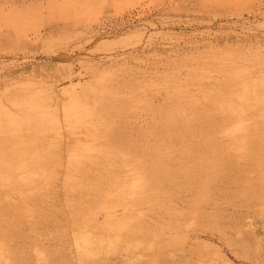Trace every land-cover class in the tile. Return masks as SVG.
<instances>
[{"label": "rangeland", "instance_id": "rangeland-1", "mask_svg": "<svg viewBox=\"0 0 264 264\" xmlns=\"http://www.w3.org/2000/svg\"><path fill=\"white\" fill-rule=\"evenodd\" d=\"M232 56L235 57L234 61L233 58L231 59ZM241 66L243 67L240 68ZM231 67L242 69L237 70L239 72L237 81L244 80L248 84L255 85L264 81V0H0V140H6V143L0 141L4 146L0 144V148L2 147L1 149L6 152L9 151L2 154L3 157L0 154V168H8L13 165V169L11 166L10 170L8 168L0 171L2 174L7 173L3 175L0 173V178L4 180L8 178V181L0 179V201L5 198V201L2 200L3 203H0V207H4L5 210L3 213V208H0V212H2L0 213V227L4 225L8 231L4 238L7 246L0 250V264H80L77 260L79 251L84 254L80 257L83 264H184L183 258L192 264L195 260L197 262V259L201 260L200 256L203 253L208 256V259L206 255L202 256V260L206 262L264 264V212H262L264 198L263 202L260 199L261 202H258L259 200L251 201L250 206L246 205L247 201H245L249 197H235L234 189L240 187L236 184V177L233 180H228L225 177L217 178L224 180L218 181V184L224 187L229 185L227 187L230 188L228 196L218 199L219 201L217 200L215 203H219V205L217 204L219 208H224L225 211L218 212V206L213 204L212 209L217 208V213H221L217 217L215 216L218 215L216 210L214 211L215 217L211 214L210 218L208 216L204 218L199 216L198 218L192 216L191 213L188 214L190 209L187 205H180L179 193L178 190H175L178 188L176 186L175 188L170 187V190L175 191L173 193L168 191L172 193H169L170 196L168 192L164 194L160 191L161 187L159 186V190H156L162 194L158 192L159 194L156 195L157 191L152 189L155 197L151 195L152 197L144 196V199L142 196L136 200L131 199L134 194L140 192L141 184L138 181H143L142 179L145 178L146 175L142 176V174L146 168L151 167L150 169L155 168L153 170L159 171L160 169L156 167L162 168L160 166L161 158L164 157L163 160L169 161H164L165 164L174 169L175 161L170 160V156L171 159L177 158L178 155L183 157V151L189 148L190 145L179 143L172 146V143L167 139V133L175 130L173 127L176 126L174 125L176 121L173 117L179 108L185 109L187 118L182 122L183 125H180V130H177L179 134L191 135V139H188L197 142L196 147H198L205 143L206 138L208 140V135H212L213 130H216L213 126L216 123L215 119L226 113L222 103L210 105L207 95L213 90L212 92H217L221 98L226 97L224 100L231 98L232 100L227 101L231 105L238 106L241 103L242 97H245L244 94L242 96L241 91L228 92L226 89L222 91L219 88L220 83L229 76L227 74L229 70L226 69ZM191 92L192 95H190ZM194 96H197L198 99ZM191 97L196 100L193 101L194 99ZM95 98L97 99L95 100ZM114 102L116 103L114 106L119 110H114L115 107L112 105ZM124 103L126 108H119L123 107ZM174 103L175 105H173ZM200 105L206 108V114L200 112ZM100 109L101 111H99ZM84 112L87 113L86 116ZM256 118L264 124V113ZM235 119L234 124L237 129H228L219 133L220 138L231 141L230 135L234 136L248 126L252 121L250 109L245 110ZM51 122L55 126H52ZM29 127L32 128H30L32 131L29 130ZM202 127L204 128L202 129ZM43 128L49 132H45ZM158 129L160 130L158 131ZM197 134L201 137L198 138ZM38 135L43 139L40 140ZM47 135H52L51 137L54 138H48ZM4 136L8 138L5 139ZM60 136H62L60 139H56ZM11 137L13 138L11 139ZM130 137H135L137 140L128 139ZM16 138V141L23 139L21 143L30 139L32 141L39 140H35L34 143L30 140V145L29 141L26 145L21 144L20 141L19 144L18 142L14 143ZM76 138L84 144H80L79 141L76 143ZM93 138L98 142L96 143ZM71 139L72 142L68 141ZM105 139L110 141L105 142ZM130 140H133L135 144ZM10 141L14 146L10 147ZM93 141L94 143H92ZM142 141L144 142L142 143ZM46 143L50 144L46 145ZM187 143H189L188 140ZM5 144L8 146L6 145V147ZM169 144L172 148H169ZM16 145L17 148H15ZM33 146L34 148H32ZM39 146L41 149L44 147L42 151L40 148L38 149ZM136 146L139 147L135 148ZM237 146H239V151L245 149V147L242 148L243 146ZM8 147L9 149H7ZM174 147L176 148L175 152H173ZM13 148L15 149L13 150ZM18 148L19 150H17ZM47 148L48 150L45 151ZM128 148H135L136 151L129 152L126 150ZM1 149L0 153L3 151ZM33 149L36 150L35 153ZM165 149H167L166 153L162 152L161 154V151ZM21 150H25V153L22 151V156L25 159L21 156ZM143 150L145 153L140 152ZM154 150L155 154L150 155V151L154 153ZM65 152L67 155L64 154ZM157 152L159 154H156ZM116 153L118 155L121 153L122 156H118ZM144 154H148L149 158ZM137 155L142 159H139L140 161L147 163L144 165V170L140 169L139 165H135L139 161H136ZM16 156L18 159L15 158ZM34 156L38 157L35 161L32 159ZM28 157L29 159H27ZM145 157L149 159H147L149 165L148 161L144 159ZM58 158L61 160H57ZM98 158L103 159H99V162ZM8 159H11L10 163ZM31 159L32 164L38 161L35 163L36 165L31 164L33 167L29 166ZM150 159L154 161L153 164L158 162V166L152 165ZM184 160L188 161L187 158ZM47 161L48 163L52 162L48 164L50 167L46 166ZM57 161L60 163L57 164ZM102 161L103 163H101ZM179 161H183V159L180 157ZM40 162L45 164L46 169L42 168ZM53 162H56L58 166L56 165V167ZM66 162L70 163L71 171L67 169L69 166L66 165ZM95 162L96 165H94ZM18 163L19 165H16ZM22 165H25L27 170L28 168L36 169L33 172L29 170L28 175L25 168L22 170ZM176 165H174L175 168ZM53 166L56 168L53 169ZM96 166L98 169H95ZM17 168H21L20 171ZM83 169L84 174L83 171L81 172ZM231 169V176L237 175V170ZM25 170L27 174L23 172ZM48 170H51V173ZM16 171L20 173H16ZM142 171L143 173H141ZM9 172H12L13 178ZM45 172L48 173L45 174ZM103 172L106 174L105 177H103ZM263 172L241 185L252 186L254 183H264ZM21 173L25 174V178L23 175L26 180L25 184L15 185L19 180L22 181ZM31 173L35 174H32V178H36L35 181L31 179ZM97 173L99 174L98 182L96 181ZM100 173L102 174L100 175ZM145 173L148 176V172ZM47 174L50 178L46 176ZM26 175L30 178H27ZM42 175L46 176L45 180L51 183L45 181L41 183L44 180ZM73 175L75 179L87 180L86 183L82 181L84 185L79 189L82 193L86 188L83 192L86 193L85 197L79 191H77L78 194L83 197L76 195V187L73 186L74 183L70 179V176ZM85 175L92 181L95 179L94 183ZM100 176L104 178V182L108 177V183L112 182L111 179L115 182L119 179L120 185L124 187L121 188L119 185L120 188H118L115 185L119 182L111 183L112 185L105 182L107 184L105 186ZM116 176H120L123 178L122 180L125 179L126 185ZM14 179L17 182H14ZM134 179L138 181L136 182ZM181 179L177 178L176 180L182 181ZM129 180L130 182H126ZM27 181L30 187L35 190L37 186L44 184L37 188L41 193L37 192L33 195L34 189H30L26 185ZM135 182L140 185L134 186ZM87 183H93L89 184L91 188L86 185ZM95 184L97 185L95 186ZM132 184L134 185L132 186ZM130 185L132 189L129 188ZM11 186H13L12 189ZM4 188L7 189V192ZM19 188L23 190V193H18ZM83 188L84 190H82ZM127 188L131 190L127 191ZM119 189H124L125 193ZM111 190L116 191L115 194L113 191L110 194ZM101 192H106L107 200H105L107 197L105 193L101 196ZM152 192L150 189V194ZM163 194L164 198L167 197L166 199L163 198ZM13 196H19L21 202H18V198H12ZM15 200H17V206H20L17 212L10 211L11 207L16 204H13ZM7 208L10 210H6ZM88 209L90 214H87ZM214 212L212 213L214 214ZM244 212L246 214H243ZM242 218L244 219L241 220ZM139 219L144 224L138 226ZM135 221H138L137 224ZM209 222H211L210 225L207 224ZM199 223L204 224L199 227ZM98 224L102 226L103 234L99 233L100 226ZM205 225L207 226L205 228L210 227V231L204 228ZM2 229L0 228V230ZM259 229L261 232L257 231ZM200 230H202V235L199 237L201 243L196 240L195 236V232ZM183 232L184 236H182ZM251 232L259 233L260 240L258 242L253 240ZM205 233L211 234V236L206 237ZM79 238L83 239L82 242H79ZM195 247L201 251H197ZM217 250L219 251L217 252ZM196 251L199 258H197ZM208 253L214 257H210ZM87 254L91 255L87 256ZM202 260L198 262H202Z\"/></svg>", "mask_w": 264, "mask_h": 264}, {"label": "bare ground", "instance_id": "bare-ground-1", "mask_svg": "<svg viewBox=\"0 0 264 264\" xmlns=\"http://www.w3.org/2000/svg\"><path fill=\"white\" fill-rule=\"evenodd\" d=\"M221 55V54H220ZM218 57H219V55H218ZM226 58V57H225ZM233 58V61H234V58L235 57H231V59ZM259 59H262V58H259ZM227 60V59H226ZM263 60V59H262ZM215 61V60H214ZM213 61V62H214ZM228 61V60H227ZM224 62V61H223ZM217 63V62H216ZM262 63V62H261ZM214 64V63H213ZM213 64H212V66H213ZM235 64V63H234ZM215 65H217V64H215ZM220 65V64H219ZM232 65H233V63H232ZM239 65V64H238ZM218 66V65H217ZM216 66V67H217ZM221 66V65H220ZM240 66V65H239ZM238 66V67H239ZM225 67V66H224ZM230 67V66H229ZM243 66H241L240 68H242ZM246 68V67H245ZM215 69V68H214ZM218 69H220V68H218ZM223 69V68H222ZM226 70H229L228 72H227V74H229V79H228V77H227V79L226 80H223L222 81V83H220V86H219V88L223 91V90H227L228 92H236V91H241L242 92V96H243V94H244V98L242 97V99H241V103L238 105V106H236V105H231V104H229V102H227L229 99H231V98H229L228 100H224L223 98H221L220 97V95H218L217 94V92H212L213 90V87H212V91L207 95V98H208V100H209V102H210V105H216V104H218V103H222L223 104V110L224 111H226V113L222 116V117H220V118H216L215 120H216V123L213 125L214 126V128L216 129V130H213V132L211 133L212 135H208V140H207V138L204 140V144H200V146H198V147H196V145H197V142H193V141H190L188 138H190L191 137V135L190 136H188V135H186L185 133H181V134H179V131L177 130V129H179V127H180V125H183V123L182 122H184V119L185 118H187L186 116V113H185V109H183V108H179L178 110H177V113H175V116L173 117V119L176 121L175 122V124L174 125H176V126H174L173 128L175 129V130H173V132H171V133H167V139H169L168 141H170L171 143H172V146H173V144H181V145H187V146H189V148H187V150H185V151H183V157L186 159L187 158V160L188 161H186V160H184V158L182 157V155L180 156V155H178V157L177 158H179L180 159V157L183 159V161H179V159H178V161H177V158H175L174 156H172V157H174L175 159H171V156H170V160H173V161H175V164H177L176 165V168H175V164H173V167H174V169H172V168H170V167H172V166H169V165H167V164H165V162L164 161H167V160H163V158H161V157H158V156H156V157H158V158H161L162 159V163H161V165L160 166H162V168H160V167H156V168H159L160 170L159 171H157V170H153V169H155V168H152V169H150L151 167H149V168H146V171H144V173L145 172H148V176H147V174L145 173H143V171L141 172V173H143L142 174V176L143 175H146L145 176V178H143L142 180L143 181H138L139 183H136L137 181L134 179V181H136L135 182V185L134 184H132V186L134 185V186H136V185H140L143 189L141 190V187H140V192H137L136 194H134V196H133V198H131L132 200L133 199H137V198H139L140 196H142L143 197V199H144V196L145 197H150L151 195H153L154 193V191L156 190V189H158L159 190V188L161 189L160 191H162L164 194L165 193H167L168 191H172V190H170V187L172 186V187H174L175 188V186L176 187H178L177 189H175V190H178V193H179V200H180V205H182V206H188V208L190 209V211L188 212V214H190L191 213V215L192 216H196V217H198L199 218V216H201V217H205V216H208V218H210V216L212 217V215L214 216L215 215V212L217 213V208L216 209H212V207H213V204H215L216 203V201L219 199H223L224 197H226V196H228V191L230 190V188L229 187H227V186H229V185H226L225 187L224 186H222L221 184H218L219 182L218 181H220V180H223V179H217V178H219V177H225V178H228V180H230V179H234L235 177V181L237 182L236 184H237V186L238 185H240V187L238 188V189H234V194H235V197H238V196H240V197H245V196H247V197H249V199L248 200H245V201H247L246 202V205H250L252 202L251 201H253V202H255V200H261L262 201V199L264 198V183H261V184H259V183H254L252 186H242L243 184L242 183H245L247 180H249V179H252V178H254V177H256V175L257 174H261L263 171H264V124H262V122L261 121H259L257 118H256V116H259V115H261V114H263L264 113V81H262V82H260V83H257L256 85L255 84H248V82H244V80L242 81H237L238 80V78H239V72L237 71V70H239L237 67H231V68H228V69H226ZM240 70H242V69H240ZM239 70V71H240ZM225 71V70H224ZM248 71H249V69H248ZM247 72V71H246ZM248 73V72H247ZM194 75V74H193ZM249 75V74H248ZM197 76V75H196ZM195 76V77H196ZM248 77V76H247ZM246 77V78H247ZM242 78V77H241ZM244 78V77H243ZM259 79V78H258ZM179 80V79H178ZM254 80V79H253ZM263 80V79H262ZM175 82V81H174ZM182 82V81H181ZM221 82V81H220ZM176 83H177V81H176ZM180 83V82H179ZM219 83V82H218ZM255 83V82H254ZM182 84H183V82H182ZM215 84V83H214ZM219 85V84H218ZM218 85H217V87H218ZM222 85V86H221ZM171 86H173V85H171ZM210 86V85H209ZM215 86V85H214ZM175 87V86H174ZM184 87V86H183ZM104 88H105V86H104ZM139 88V87H138ZM209 88V87H208ZM207 88V89H208ZM206 89V88H205ZM102 90V89H101ZM204 90V89H203ZM210 90V89H209ZM107 91V90H106ZM206 91V90H205ZM205 91H203V92H205ZM227 91H226V93H227ZM102 92V91H101ZM134 92V91H133ZM171 92H172V90H171ZM225 92V91H224ZM240 92V93H241ZM244 92V93H243ZM103 93V92H102ZM185 93V92H184ZM195 93V92H194ZM237 93V92H236ZM138 94V93H137ZM173 94V93H172ZM175 94H177V93H175ZM174 94V95H175ZM87 95V93L85 94V96ZM99 95H101V94H99ZM134 95V94H133ZM171 95V94H170ZM185 95V94H184ZM188 95V94H187ZM186 95V96H187ZM190 95H192V92H191V94ZM228 95V94H227ZM97 96V95H96ZM102 96V95H101ZM135 96V95H134ZM138 96V95H137ZM114 97V96H113ZM136 97V96H135ZM173 97H176V96H173ZM195 97V96H194ZM197 97V96H196ZM195 97V98H196ZM199 97V96H198ZM205 97V96H204ZM228 97V96H227ZM232 97L234 98V96H233V94H232ZM111 98V97H110ZM119 98V97H118ZM122 98V97H121ZM170 98H171V96H170ZM184 97L182 96V99H183ZM191 98H193V97H191ZM190 98V99H191ZM200 98V97H199ZM206 98V97H205ZM97 98H95V100H96ZM108 99V98H107ZM174 99V98H173ZM186 99V98H185ZM189 99V100H190ZM194 99V98H193ZM196 99H198V98H196ZM196 99H194L193 101H195ZM104 100H105V98H104ZM116 100V99H115ZM180 100H181V98H180ZM180 100H179V102H180ZM232 100V99H231ZM117 101V100H116ZM127 101V100H126ZM170 101V100H169ZM172 101V100H171ZM176 101V100H175ZM184 101V100H183ZM182 101V102H183ZM186 102H188L187 100H185ZM200 101V100H199ZM234 101H235V99H234ZM99 102V101H98ZM107 102V101H106ZM123 102V101H122ZM133 102V101H132ZM178 102V101H177ZM178 102V103H179ZM208 102V101H207ZM97 103V102H96ZM104 103V102H103ZM118 103V102H117ZM193 103V102H192ZM203 103V102H202ZM238 103V102H237ZM108 104V103H107ZM116 103L114 102V104L112 103V105L114 106ZM184 104V103H183ZM182 104V105H183ZM186 104V103H185ZM190 104V103H189ZM196 104V103H195ZM206 104V103H205ZM101 105V104H100ZM103 105H105V103L103 104ZM112 105H108V106H112ZM121 105V104H120ZM173 105H175V103L173 104ZM172 105V106H173ZM187 105V104H186ZM203 105V104H202ZM118 106V105H117ZM168 106H169V104H168ZM180 106V105H179ZM188 106V105H187ZM99 107V106H98ZM102 107V106H101ZM105 107V106H104ZM115 107V106H114ZM151 107V106H150ZM175 107V106H174ZM182 107V106H181ZM200 107V112L201 113H203V114H206L207 112H205V110H206V108L205 107H201V105L199 106ZM198 107V108H199ZM221 107V106H220ZM97 108V107H96ZM95 108V109H96ZM105 108H108L107 106L105 107ZM111 108V107H110ZM113 108V107H112ZM119 108H126V106H125V103H124V105H123V107H119ZM195 108V107H194ZM116 109H118V108H116L115 107V109L114 110H116ZM150 109H152V108H150ZM165 109V108H164ZM187 109V108H186ZM218 109V108H217ZM250 109V111H251V117H252V121H250V124L248 123L249 122V120H247L248 122H247V125L248 126H246V127H244L243 129H242V131L240 132V133H238V134H236V135H234V136H232V135H230L229 136V139H232L233 141H235V142H233L232 140L230 141V140H223L222 138H220V136H218L219 135V133H222V132H225V131H227L228 129H237V127L235 126V117H239L245 110H249ZM103 110V109H102ZM106 110V109H105ZM113 110V109H112ZM119 110V109H118ZM161 110V109H160ZM163 110V109H162ZM166 110V109H165ZM189 110H190V108H189ZM193 110V109H192ZM191 110V111H192ZM196 110H199V109H196ZM214 110V109H213ZM97 111H98V109H97ZM99 111H101V109L99 110ZM150 111V110H149ZM168 111V110H167ZM108 112V111H107ZM106 112V113H107ZM110 112H112V111H110ZM114 112V111H113ZM115 112H118V111H115ZM133 112V111H132ZM152 112V111H151ZM169 112V111H168ZM193 112V111H192ZM195 112V111H194ZM212 112H214V111H212ZM215 112H216V110H215ZM81 113V112H80ZM85 113V112H84ZM90 113V112H89ZM103 113V112H102ZM105 113V112H104ZM189 113V112H188ZM86 114L87 113H85V116H86ZM108 114H110V113H108ZM78 115V114H77ZM92 115V114H91ZM99 115V114H98ZM157 115V114H156ZM164 115V114H163ZM174 115V114H173ZM208 115V114H207ZM219 115V114H218ZM101 116V115H100ZM158 116V115H157ZM74 117V116H73ZM83 117V116H82ZM103 117V116H102ZM113 117V116H112ZM112 117H110L111 119H112ZM162 117V116H161ZM210 117V116H209ZM261 117V116H260ZM260 117H258V118H260ZM48 118V117H47ZM212 118V117H211ZM46 119V118H45ZM48 119H50V117L48 118ZM110 119V120H111ZM162 119V118H161ZM92 120H94V119H92ZM99 120V119H98ZM102 120V119H101ZM122 120V119H121ZM158 120V119H157ZM49 121V120H48ZM64 121H66V120H64ZM63 121V123H65ZM82 121V120H81ZM116 121V120H115ZM233 121V122H232ZM32 122V121H31ZM30 122V123H31ZM50 122V121H49ZM90 122H92L91 120H90ZM96 122V121H95ZM103 122V121H102ZM105 122V121H104ZM114 122V121H113ZM162 122H164V121H162ZM261 122V123H260ZM29 123V124H30ZM56 123V122H55ZM58 123V122H57ZM67 123H68V121H67ZM75 123V122H74ZM107 123V122H106ZM161 123V122H160ZM264 123V122H263ZM15 124V123H14ZM32 124V123H31ZM41 124H43V123H41ZM61 124V123H60ZM155 124V123H154ZM34 125V124H33ZM45 125V124H44ZM51 125H52V122H51ZM54 125V124H53ZM52 125V126H53ZM158 125V124H157ZM200 125V124H199ZM203 125V124H202ZM208 125V124H207ZM55 126V125H54ZM64 126H65V124H64ZM68 126V125H67ZM102 126H104L103 124H102ZM106 126V125H105ZM150 126V125H149ZM162 126H163V124H162ZM28 127V126H27ZM37 127H38V125H37ZM45 127V126H44ZM51 127V126H50ZM49 127V128H50ZM69 127V126H68ZM111 127V126H110ZM129 127V126H128ZM166 127V126H165ZM198 127V126H197ZM23 128V127H22ZM30 128L31 127H29V130H30ZM41 128V127H40ZM39 128V129H40ZM96 128H98V127H96ZM102 128V127H101ZM157 128V127H156ZM163 128V127H162ZM168 128V127H167ZM166 128V129H167ZM192 128H194V127H192ZM204 127H202V129H203ZM9 129V128H8ZM32 129V128H31ZM44 129V128H43ZM95 129V128H94ZM103 129V128H102ZM105 129V128H104ZM151 129V128H150ZM182 129H183V127H182ZM198 129V128H197ZM207 129V128H206ZM25 130V129H24ZM23 130V131H24ZM27 130V129H26ZM25 130V131H26ZM28 130V131H29ZM55 130V129H54ZM108 130H111L110 128H108ZM138 130V129H137ZM160 129H158V131H159ZM180 130V129H179ZM201 130V129H200ZM199 130V131H200ZM6 131V130H5ZM30 131H32V130H30ZM44 131H45V129H44ZM52 131H53V129H52ZM51 131V132H52ZM62 131H63V129H62ZM62 131H61V133H62ZM98 131V130H97ZM107 131V130H106ZM131 131V130H130ZM132 131H133V129H132ZM131 131V132H132ZM139 131V130H138ZM185 131V130H184ZM207 131V130H206ZM45 132H47V131H45ZM49 132V131H48ZM47 132V133H48ZM50 132V133H51ZM64 132V131H63ZM105 132V131H104ZM125 132V131H124ZM142 132V131H141ZM163 132V131H162ZM181 132V131H180ZM208 132V131H207ZM207 132H204V133H207ZM16 133V132H15ZM75 133V132H74ZM193 133V132H192ZM197 133V132H196ZM200 133H201V131H200ZM7 134H9V133H7ZM23 134H24V132H23ZM32 134H33V132H32ZM97 134V133H96ZM139 134V133H138ZM157 134V133H156ZM159 134H160V132H159ZM191 134V133H190ZM209 134V133H208ZM2 135H5V133H2ZM18 135H21V134H18ZM31 135V134H30ZM48 135H50V134H48ZM47 135V137L48 138H50L51 136H48ZM61 135H63V134H61ZM70 135V134H69ZM198 135V134H197ZM201 135H202V133H201ZM24 137L26 136V135H23ZM38 136H40V135H38ZM38 136H37V138H38ZM53 136H55V135H53ZM59 136V135H58ZM67 136V135H66ZM72 136V135H71ZM100 136V135H99ZM106 136V135H105ZM138 136V135H137ZM136 136V138H138ZM157 136V135H156ZM159 136V135H158ZM157 136V137H158ZM194 136V135H193ZM199 136V135H198ZM206 136V135H205ZM5 137V136H4ZM4 137H2V138H4ZM17 137V136H16ZM27 137H28V135H27ZM33 138H35V136H32ZM31 137V138H32ZM44 137H46L45 135H44ZM62 136H60L59 138L57 137H55L56 139H60ZM141 137V136H140ZM196 137V136H195ZM201 136H199L198 138H200ZM8 138V137H7ZM6 137H5V139H7ZM13 137H11V139H12ZM15 138V137H14ZM33 138H32V140H33ZM51 138H54V137H51ZM73 138V137H72ZM83 138V137H82ZM112 138V137H111ZM124 138H126V137H124ZM146 138V137H145ZM161 138V137H160ZM25 139V138H24ZM27 139H29V138H27ZM40 140H42L41 139V136H40V138H39ZM38 139V140H39ZM45 139V138H44ZM94 139V138H93ZM97 139H99V138H97ZM102 139H104L103 137H102ZM114 139V138H113ZM123 139V138H122ZM128 139H135V137H133V138H128ZM138 139H140V138H138ZM191 139V138H190ZM9 140H10V138H9ZM15 141L17 140V138L16 139H14ZM19 140V139H18ZM21 140H23V139H21ZM21 140H19L20 141V143H21ZM31 140V139H30ZM30 140H27V142L29 143V145H30V142L32 141H30ZM35 140H37V139H34V141H32V143H34L35 142ZM37 140V141H38ZM95 140V139H94ZM99 140H101V139H99ZM133 140H130V141H132L133 142ZM135 140H137V139H135ZM159 140V139H158ZM187 140L189 141V143H187ZM202 140V139H201ZM0 141H2V140H0ZM6 140H4L3 139V141H2V143H6L5 142ZM13 141V140H12ZM19 141H16V142H14V143H17L18 142V144H19ZM26 141V140H25ZM25 141H22V143H24V144H28L27 142H25ZM36 141V142H37ZM45 141H47V140H45ZM68 141H73L72 139L71 140H68ZM79 141V143L81 144L82 142H80V140H77V138H76V140H75V142L77 143ZM106 141H110V140H106L105 139V142ZM147 141V140H146ZM154 141V140H153ZM152 141V142H153ZM156 141H157V139H156ZM165 141V140H164ZM89 142V141H88ZM95 142H96V140H95ZM98 142V141H97ZM96 142V143H97ZM102 142V141H101ZM144 141H142V143H143ZM159 142V141H158ZM162 142H163V140H162ZM166 142V141H165ZM10 143H11V146L10 147H12V146H14V144H12V142L10 141ZM21 143V144H22ZM39 143V142H38ZM40 143H41V141H40ZM86 143V142H85ZM89 143H91V142H89ZM92 143H94V141L92 142ZM103 143H104V140H103ZM102 143V144H103ZM134 144H135V142H133ZM155 143H157V142H155ZM155 143H153V144H155ZM168 143V142H167ZM199 143V142H198ZM1 144V143H0ZM17 144V145H18ZM47 144H50V143H46V145ZM65 144V143H64ZM82 144H84V143H82ZM124 144V143H123ZM131 145H132V143H130ZM129 144V145H130ZM134 144L132 145V146H134ZM141 144V143H140ZM145 144V143H144ZM2 145V144H1ZM0 145V146H1ZM7 144H5V146H6ZM16 145V147L15 148H17L18 146H20V145H18L17 146ZM55 145V144H54ZM88 145V144H87ZM101 145V144H100ZM108 145V144H107ZM112 145V144H111ZM115 145V144H114ZM130 145V146H131ZM142 145V144H141ZM156 145H158V143L156 144ZM162 145V144H161ZM161 145H160V147H161ZM199 145V144H198ZM237 145H240V146H243L242 148H244L245 147V149L243 150V151H239V149H238V147L239 146H237ZM3 146V145H2ZM8 146V145H7ZM6 146V147H7ZM24 146V145H23ZM118 146V145H117ZM127 146V145H126ZM142 146H144V145H142ZM146 146H147V144H146ZM170 146V147H169ZM169 146H167V147H169V148H172L171 147V144H169ZM177 146V145H176ZM186 146V147H187ZM4 147V146H3ZM20 147H22V146H20ZM19 147V148H20ZM29 147V146H28ZM43 147V146H42ZM47 147V146H46ZM67 147V146H66ZM105 147V146H104ZM137 147H139V146H136L135 148H137ZM145 147V146H144ZM150 147H151V145H150ZM159 147V149H161ZM182 147V146H181ZM2 148V147H1ZM0 148V149H1ZM15 148H13V150L15 149ZM19 148L17 149V150H19ZM32 148H34V146L32 147ZM40 148V146L38 147V149ZM44 148V147H43ZM42 148V149H43ZM69 148V147H68ZM76 148V147H75ZM135 148H128V149H126V150H128L129 152H133V151H136V149ZM140 148H142V147H140ZM154 148V147H153ZM163 148V147H162ZM241 148V147H240ZM7 149H9V147L7 148ZM6 149V150H7ZM11 149V148H10ZM21 149V148H20ZM25 149V148H24ZM28 149V148H27ZM26 149V150H27ZM29 149H30V147H29ZM37 149V148H36ZM41 149V148H40ZM42 149H41V151H42ZM148 149V148H147ZM154 149H158V148H154ZM174 149H176L175 147L173 148V152H175L174 151ZM181 149H183V147L181 148ZM1 150H3V149H1ZM12 150V151H13ZM32 149H30V151H31ZM46 150H48V148L47 149H45V151ZM62 150V149H61ZM64 150H65V148H64ZM66 150H69V149H66ZM123 150V149H122ZM125 150V151H126ZM139 150V149H138ZM141 150V149H140ZM152 150V149H151ZM161 150H163V149H161ZM160 150V151H161ZM171 150V149H170ZM178 150V149H177ZM4 151V150H3ZM1 151V156H2V154H4V153H7V152H9V151ZM22 151L25 153V150H21V156L23 155L22 154ZM34 151H36V150H34L33 149V152ZM44 151V150H43ZM44 151V152H45ZM107 151H108V149H107ZM127 151V152H128ZM147 151V150H146ZM166 151H167V149H165L164 151H161V154H162V152H165L166 153ZM169 151V150H168ZM11 152V151H10ZM32 152V151H31ZM38 152V151H37ZM78 152V151H77ZM116 152H118V151H116ZM140 152H143V153H145L144 152V150L143 151H140ZM148 152H149V150H148ZM153 152V151H152ZM172 152V151H171ZM13 153V152H12ZM27 153H30V152H27ZM35 153V152H34ZM43 153V152H42ZM41 153V154H42ZM49 153H50V151H49ZM56 153V152H55ZM83 153H85V152H83ZM107 153V152H106ZM123 153V152H122ZM136 153V152H135ZM134 153V154H135ZM143 153H140V154H143ZM168 153V152H167ZM169 153H170V151H169ZM18 154H20V153H18ZM38 154V153H37ZM64 154H66V152L64 153ZM87 154V153H86ZM88 154H90V153H88ZM114 154V153H113ZM117 154V153H116ZM138 154V153H137ZM139 154V155H140ZM153 155V154H155V150H154V153H151V151H150V155ZM156 154H159L158 152L156 153ZM9 155V154H8ZM16 155H17V153H16ZM38 155H40V154H38ZM37 155V156H38ZM43 155V154H42ZM67 155V154H66ZM118 155V154H117ZM116 155V156H117ZM121 155V153L118 155V156H120ZM128 155V154H127ZM132 155V154H131ZM139 155H137L138 156V159H136V161L137 160H139V159H141L140 157H139ZM144 155H148V154H144ZM144 155H142V156H144ZM168 155V154H167ZM0 156V157H1ZM10 156V155H9ZM14 156V155H13ZM12 156V158H14ZM27 156V155H26ZM57 156V155H56ZM122 156V155H121ZM180 156V157H179ZM3 157V156H2ZM23 157V156H22ZM29 157H30V155H29ZM29 157L27 158V159H29ZM41 157V156H40ZM44 157H45V155H44ZM55 157V156H54ZM84 157V156H83ZM91 157V156H90ZM110 157H112V156H110ZM148 157V156H147ZM169 157V156H168ZM8 158V157H7ZM10 158H11V156H10ZM16 159H18V157L16 156L15 157ZM24 158V157H23ZM32 158V157H31ZM34 158H35V156H34ZM34 158H32L33 159V161H35L36 160V158H38V157H36L35 159ZM88 158V157H87ZM114 158V157H113ZM133 158V157H132ZM137 158V157H136ZM149 158V157H148ZM148 158H144V159H148ZM150 158H151V156H150ZM157 158V159H158ZM16 159H15V161H16ZM21 159V158H20ZM25 159V158H24ZM32 159H31V163H30V161H29V163H30V165L29 166H31V167H33L32 165H34L36 162H38V161H36L35 163H33L32 164ZM45 159V158H44ZM51 159V158H50ZM49 159V160H50ZM79 159H80V155H79V158L77 159L78 161H79ZM99 159H103V158H98L97 160L99 161ZM111 159V158H110ZM135 159V158H134ZM143 159V160H144ZM1 160H3L2 158H1ZM11 160V159H10ZM9 159H8V162L10 161ZM12 160H14V159H12ZM38 160V159H37ZM48 160V159H47ZM57 160H61V159H57ZM76 159H75V161H77ZM92 160V159H91ZM142 160V159H141ZM145 160V161H146ZM149 160V159H148ZM147 160V161H148ZM159 160V159H158ZM3 161H6V160H3ZM19 160H17V162H18ZM26 161H28V160H26ZM46 161V160H45ZM70 161V160H69ZM74 161V162H75ZM77 161V162H78ZM82 161V160H81ZM98 161H96L97 163H98ZM140 161V160H139ZM138 161V164L137 163H135V165L136 166H138L139 165V168L140 169H142V170H144L143 168H144V165L145 164H147V163H145L144 161H140L139 162ZM150 161H152V159H150ZM14 162V161H13ZM43 162H44V160H43ZM85 162V161H84ZM91 162V161H90ZM94 162V161H93ZM96 162L94 163V165H96ZM100 162V161H99ZM106 162V161H105ZM111 162V161H110ZM135 162V161H134ZM153 162L154 161H152V165H157L158 166V162H157V164H153ZM167 162H169V161H167ZM166 162V163H167ZM170 162H172V161H170ZM0 163H1V161H0ZM10 163V162H9ZM19 163H20V161H19ZM19 163L18 164H16V165H19ZM49 163H52V162H49ZM48 161H47V165L46 166H48ZM53 163H55V166L58 164V163H60L59 161H57V164H56V162H53ZM67 163V162H66ZM92 163V162H91ZM101 163H103V161L101 162ZM128 163V162H127ZM130 163V162H129ZM173 163V162H172ZM14 164V163H13ZM32 164V165H31ZM41 166H43L42 168H44V169H46V166H45V164L43 165V164H41V162L39 163ZM74 164V163H73ZM73 164H71V165H73ZM76 164V163H75ZM74 164V165H75ZM169 164V163H168ZM192 164V165H191ZM1 165V164H0ZM3 165V164H2ZM9 165H11V164H9ZM25 165H28V164H25ZM25 165L23 166V168H22V170L25 168ZM36 165V164H35ZM60 165V164H59ZM67 166H69L70 165V163L68 164H66ZM77 165L79 166V164L77 163ZM81 165H83V164H81ZM99 165V164H98ZM97 165V166H98ZM102 165V164H101ZM148 165H149V161H148ZM151 165V166H152ZM172 165V164H171ZM8 166V165H7ZM12 166V169H13V165H11ZM11 166H8V168H9V170H10V168H11ZM15 166V165H14ZM28 166V167H29ZM39 166V165H38ZM55 166H53L52 168L54 169V167ZM58 166V165H57ZM56 166V167H57ZM84 166V165H83ZM86 166H88V165H86ZM96 166V167H97ZM100 166V165H99ZM98 166V167H99ZM112 166V165H111ZM117 166V165H116ZM134 166V165H133ZM136 166H134V167H136ZM147 166V165H146ZM145 166V167H146ZM169 166V167H168ZM189 166V167H188ZM16 167V166H15ZM20 167V166H19ZM27 167V166H26ZM27 167V168H28ZM40 167V166H39ZM48 167H50V166H48ZM55 167V168H56ZM70 167L71 166H69V167H67V169H69L70 170ZM73 168H75V166H72ZM81 167V166H80ZM90 167V166H89ZM92 167H93V165H92ZM92 167H90V168H92ZM98 167L97 168H95V169H98ZM102 167V166H101ZM104 167V166H103ZM107 167V166H106ZM148 167V166H147ZM153 167V166H152ZM8 168H0L1 170L0 171H2L3 169H8ZM79 168V167H78ZM83 168V167H82ZM82 168H80V169H82ZM138 168V169H139ZM231 168H235L237 171H236V173H237V175H235V176H231L232 174H231V172H230V169ZM17 169H19V168H17ZM21 169V168H20ZM20 169H19V171H20ZM26 169V168H25ZM36 169V168H35ZM35 169H33V170H35ZM40 169V168H39ZM48 169V168H47ZM85 169V168H84ZM84 169L83 170H81V172L83 171V174H84ZM86 169H87V167H86ZM99 169H102V168H99ZM139 169V170H140ZM148 169H150V171H147ZM262 169V170H261ZM16 170V169H15ZM27 170V169H26ZM26 170L25 171H23V172H25V174H27L26 173ZM31 172H33V170H31L30 168H28V170H27V172H28V175H29V172L30 171ZM37 170H38V167H37ZM42 170V169H41ZM75 170V169H74ZM94 170V169H93ZM102 170H104V169H102ZM232 170V169H231ZM261 170V172H259ZM13 171V170H12ZM39 171V170H38ZM44 171H46V170H44ZM49 172L51 171V170H48ZM71 171V170H70ZM79 171V170H78ZM87 171V170H86ZM92 171V170H91ZM96 171V170H95ZM100 171V170H99ZM107 171V170H106ZM113 171V170H112ZM111 171V172H112ZM22 172V171H21ZM37 172V171H36ZM40 172H42V171H40ZM54 172V171H53ZM88 172V171H87ZM92 172H94V171H92ZM140 172V171H139ZM1 173V172H0ZM4 173H6V172H4ZM3 173V174H4ZM10 173V172H9ZM12 173V172H11ZM10 173V174H11ZM16 173H20V172H17L16 171ZM38 173V172H37ZM36 173V174H37ZM46 173H48V172H45V174ZM51 173V172H50ZM114 173V172H113ZM264 173V172H263ZM2 174V173H1ZM2 174V175H3ZM7 174V173H6ZM15 174V173H14ZM22 174V173H21ZM20 174V175H21ZM25 174L23 173L22 174V181L21 180H19L18 181V183H16L15 185H22V183H24L26 180L24 179L25 178ZM32 174L33 173H31V179H34V181L36 180V178H32ZM39 174V173H38ZM45 174H43V175H45ZM56 174V173H55ZM78 174V173H77ZM90 174V173H89ZM102 173H100V175H101ZM103 174H104V176L103 177H105V173L103 172ZM23 175H24V178H23ZM28 175H26L27 176V178L29 177ZM33 175H35V174H33ZM42 175V176H43ZM70 175V174H69ZM68 175V176H69ZM91 175H93L92 173H91ZM98 173L96 174V181L97 180H99L98 179ZM113 175V174H112ZM141 175V174H140ZM234 175V174H233ZM7 176H9L10 177V175H7ZM17 176V175H16ZM15 176V177H16ZM36 176H38V175H36ZM39 176H41V175H39ZM47 177H49L48 176V174L46 175ZM45 176V177H46ZM86 176V175H85ZM90 176V175H89ZM95 176V175H94ZM102 176H100L101 177V179L103 180L104 178H102ZM114 176H115V173H114ZM121 176V175H120ZM120 176H116V178L118 177V178H120V181L123 179V178H121ZM258 176V175H257ZM262 176V175H261ZM5 177H6V175H5ZM14 176L11 174V178H13ZM29 177V178H30ZM33 177H35V176H33ZM44 176H43V179L44 180H42V182L38 179V181H40L41 183H43V181H45V182H47L48 180H45L46 178H45ZM84 176L82 175V178H83ZM87 177V176H86ZM99 177V178H100ZM107 177V176H106ZM108 177H110V175H108ZM107 177V178H108ZM135 177V176H134ZM38 178V177H37ZM40 178V177H39ZM50 178V177H49ZM77 178H78V176H77ZM92 178V177H91ZM94 178V177H93ZM107 178H106V181L105 182H107ZM110 178H112V176L110 177ZM115 178V180H117ZM177 178H182L181 180L182 181H177L176 179ZM258 178V177H257ZM0 179H3V178H0ZM17 180L19 179L18 177L16 178ZM70 179H72V181H73V183H74V185L73 186H75L76 188H75V190H76V192L77 191H79V189L84 185V181H85V179H84V181H83V179H80V178H78V179H75L74 178V175L73 176H70ZM87 179H90V178H88L87 177ZM127 179H129V178H127ZM209 179V180H208ZM7 181H8V178L6 179ZM6 180H4L3 179V181H6ZM30 180V179H29ZM28 180V181H29ZM91 180V179H90ZM95 180V179H94ZM93 180V181H94ZM112 180V182H110V183H108L107 182V184H110V185H112V184H114V182L115 181H113V179H111ZM119 180V179H118ZM116 181L115 183H117V182H119V181ZM133 180V179H132ZM180 180V179H179ZM28 181L26 182V185H28L29 186V188L30 189H34V188H31L30 187V185H29V183H28ZM49 181H51V180H49ZM83 181V182H82ZM92 181V180H91ZM92 181V182H93ZM95 181V182H96ZM108 181H110V180H108ZM123 182L125 181V179L124 180H122ZM224 181V180H223ZM11 182V181H10ZM9 182V183H10ZM14 182H17L15 179H14ZM30 183H31V181H29ZM44 182V183H45ZM87 182V180L85 181V183ZM89 182V181H88ZM98 182V181H97ZM99 182H101V181H99ZM104 182V180H103V182L102 183H105ZM126 182H130V180L129 181H126ZM132 182V181H131ZM142 182V183H141ZM5 183H7V182H5ZM9 183H7V184H9ZM11 183H13V181L11 182ZM28 183V184H27ZM33 183V182H32ZM40 183V184H41ZM47 183H51V182H47ZM60 183V182H59ZM94 183V182H93ZM93 183H89V184H93ZM101 183V184H102ZM112 183V184H111ZM122 183V182H121ZM25 184V183H24ZM39 184V183H38ZM88 183L86 184V185H89ZM98 184V183H97ZM97 184H95V186L97 185ZM106 183L104 184L105 186L107 185ZM124 185H126L125 184V182L123 183ZM127 184H129V183H127ZM131 184V183H130ZM242 184V185H241ZM247 184V183H246ZM1 185V184H0ZM3 185H6V184H3ZM2 185V186H3ZM12 185V184H11ZM41 185H44V184H41ZM37 186V188L38 187H42V186ZM103 185V184H102ZM118 188H120L119 187V185H120V182L118 183V184H115ZM6 186H8V185H6ZM5 186V187H6ZM28 186H25L26 188L28 187ZM94 186V187H95ZM100 186V185H99ZM98 186V187H99ZM121 186V188L122 187H124V186H122V185H120ZM160 186V187H159ZM24 187V188H25ZM88 187V186H87ZM89 187L91 188V186L89 185ZM88 187V188H89ZM115 187V186H114ZM117 187H115L116 189H117ZM127 187H129V186H127ZM158 187V188H157ZM3 188V187H2ZM7 188V187H6ZM9 189H10V186L8 187ZM13 188V186H11V189ZM22 188V187H21ZM21 188H19V192L18 193H23V190H21ZM36 188V190L34 189L33 191H32V193H33V195H35L37 192L39 193H41V191L39 190V189H37ZM85 188V187H84ZM84 188L82 189V190H84ZM93 188V187H92ZM129 188H131V185H130V187ZM173 188V189H174ZM5 189V188H4ZM3 189V190H4ZM16 189V188H15ZM108 189V188H107ZM125 189V188H124ZM122 190V193H125V190ZM132 189V188H131ZM131 189H128L127 188V191L128 190H131ZM150 189H151V192H152V189H154V191L152 192V194H150ZM2 190V191H3ZM85 190H86V188H85ZM84 190V191H85ZM102 190V189H101ZM100 190V191H101ZM118 190V189H117ZM120 189H119V191H121ZM5 191L7 192V189H5ZM4 191V192H5ZM84 191H82V193H81V190L79 191L81 194H86V193H83ZM91 192H93V190H90ZM95 191V190H94ZM112 191L114 192V190H111L109 193L110 194H112ZM124 191V192H123ZM126 191V192H127ZM133 191V190H132ZM157 191V190H156ZM155 191V192H156ZM174 191V190H173ZM173 191H172V193H173ZM3 192V193H4ZM79 192H77L76 193V195L79 193ZM102 192H103V190H102ZM101 192V193H102ZM116 192V191H115ZM115 192H114V194H115ZM159 191H157V193H156V195H158L159 193H161L162 194V192H159ZM175 192V191H174ZM48 193V192H47ZM94 193H96V192H94ZM101 193H99V194H101ZM105 193V196H107L106 195V192H104ZM104 193H102V195L101 196H103V194ZM108 193V192H107ZM129 194H130V192H128ZM127 193V194H128ZM172 194L171 192H168V194ZM2 194V193H1ZM13 194H15V193H13ZM17 194V193H16ZM30 194V193H29ZM81 194H78V196H80V197H83V196H81ZM164 194H163V198H164ZM170 194H169V196H170ZM8 195V193L6 194V196ZM10 195V194H9ZM25 195V194H24ZM42 195H43V193H42ZM49 195V194H48ZM47 195V196H48ZM94 195H96V194H94ZM174 195V194H173ZM1 196V195H0ZM40 196V195H39ZM46 196V197H47ZM51 196V195H50ZM87 196V195H86ZM97 196V195H96ZM100 196V197H101ZM132 196V195H131ZM154 196V195H153ZM160 196V195H159ZM187 196H188V198H187ZM5 197V196H4ZM3 197V198H4ZM8 197V196H7ZM15 196H13L12 198H14ZM84 197H85V195H84ZM98 197V196H97ZM99 197V198H100ZM152 197V196H151ZM155 197V196H154ZM157 197V196H156ZM161 197V196H160ZM230 197V196H229ZM19 199L18 200V202L21 200V198H19V196L18 197H15L14 199ZM98 198V199H99ZM107 198H108V196L106 197V199L105 200H107ZM141 198V197H140ZM162 198V197H161ZM167 198V197H166ZM166 198H164V199H166ZM173 198V197H172ZM14 199H12V200H14ZM54 199V198H53ZM96 199V198H95ZM101 199V198H100ZM99 199V200H100ZM2 200H4L5 201V198L4 199H2ZM1 200V201H2ZM23 200V199H22ZM218 200V201H219ZM258 201V202H261V201ZM0 201V203H3V202H1ZM8 201V200H7ZM9 201H11V200H9ZM38 201V200H37ZM72 201V200H71ZM95 201V200H94ZM97 201V203H98V200H96ZM102 201V200H101ZM104 201V200H103ZM17 202V200H15L14 202H13V204L14 203H16ZM21 202V201H20ZM141 202V201H140ZM183 204H182V203ZM251 202V203H250ZM263 202V201H262ZM6 203V202H5ZM12 203V202H11ZM102 203V202H101ZM9 204H10V202H9ZM12 204V205H13ZM17 204L18 203H16V204H14L13 205V207H11V210L9 209V208H7L6 210H10V211H18L19 210V207L17 206ZM21 204V203H20ZM100 204V203H99ZM218 205H219V203H217ZM217 204H215V206L217 205ZM221 204V203H220ZM256 205H257V202L255 203ZM259 204V203H258ZM263 204H264V202H263ZM6 205V204H5ZM8 205V204H7ZM135 205V204H134ZM217 205V206H218ZM260 205H261V203H260ZM216 206V207H217ZM221 206V205H220ZM223 206V205H222ZM251 206V205H250ZM262 206V205H261ZM2 207V206H1ZM0 207V208H1ZM128 207V206H127ZM134 207V206H133ZM132 207V208H133ZM245 207V206H244ZM247 207V206H246ZM263 207H264V205H263ZM3 208V213L5 212V210H4V207H2ZM1 208V209H2ZM0 209V210H1ZM170 209V208H169ZM210 209H212L211 210V212H210ZM39 210V209H38ZM98 210V209H97ZM100 210V209H99ZM216 210V211H215ZM221 210L222 211H225L224 210V208H219V206H218V212H221ZM42 211V210H41ZM49 211V210H48ZM94 211H96V209H94ZM215 211V212H214ZM2 212H0V213H2ZM97 212V211H96ZM212 212H214V214L212 213ZM262 212H264V210L262 211ZM14 213V212H13ZM71 213H72V211H71ZM70 213V214H71ZM92 213V212H91ZM12 214V213H11ZM44 214H45V212H44ZM87 214H90V212H89V209H88V212H87ZM212 214V215H211ZM218 214V213H217ZM224 214V213H223ZM243 214H246L245 212L243 213ZM46 215V214H45ZM219 215H221V213L220 214H218V215H215L216 217L217 216H219ZM248 215V214H247ZM214 216V217H215ZM239 216H240V214H239ZM1 217V216H0ZM213 217V218H214ZM235 217V216H234ZM245 217H246V215H245ZM244 217V218H245ZM48 218V217H47ZM51 218V217H50ZM93 218V217H92ZM236 218V217H235ZM244 218H242L241 220H243ZM196 219V218H195ZM245 219H247V218H245ZM198 220V219H197ZM12 221V220H11ZM76 221V220H75ZM245 221V220H244ZM246 221H248V220H246ZM136 222V221H135ZM138 222V221H137ZM137 222H136V224H137ZM139 222H141L140 221V219H139ZM139 222H138V226L139 225H142V224H144V223H142L141 222V224H139ZM210 223L211 222H209V223H207L208 225H210ZM126 224V223H125ZM204 224V223H203ZM202 223L200 224H198L199 225V227H201L200 225H203ZM99 225V224H98ZM132 225H133V223H132ZM197 225V224H196ZM195 225V226H196ZM0 226H1V224H0ZM100 226V225H99ZM134 226H136V225H134ZM145 226V225H144ZM80 227V226H79ZM205 227H207L206 225L204 226V228ZM1 229L2 228H4V225L2 226V227H0ZM124 228V227H123ZM203 228V230H207V229H209L210 227H208V228H205L204 229ZM261 228H262V226H261ZM196 229V228H195ZM194 229V230H195ZM202 229V228H201ZM196 230H199V229H196ZM205 230V231H206ZM201 231L202 230H200V231H196L195 232V236H196V240L198 241V242H202V241H199V237H201ZM209 231H210V229H209ZM257 231H260L261 232V230L259 229V230H257ZM262 231H263V228H262ZM76 232V231H75ZM207 232V231H206ZM7 233H8V231L6 230V228H4V229H2V230H0V250L2 249V248H6V246H7V243H6V241L4 240V238L6 237V235H7ZM82 233V232H81ZM99 233H101V234H103V230H102V226H100V230H99ZM203 233V232H202ZM208 233V232H207ZM207 233H205L206 235V237H210L211 236V234L210 235H208ZM250 233V232H249ZM74 234V233H73ZM251 234H252V236H253V240L254 241H256V242H258L259 240H260V236L258 235L259 233H254V232H251ZM203 235H204V233H203ZM225 235V234H224ZM74 236V235H73ZM182 236H184V232H183V235ZM185 236H186V234H185ZM259 236V237H258ZM83 238H84V236H82ZM222 238H223V236H222ZM88 239H89V237H88ZM77 241H78V238L76 239ZM81 239L79 238V242H82V240L80 241ZM184 240V239H183ZM90 241V240H89ZM81 244V243H80ZM83 244V243H82ZM90 244V243H89ZM200 245H202V244H200ZM200 245H198L199 247H200ZM78 246H79V244H78ZM86 246H87V244H86ZM197 246V247H198ZM203 246H204V244H203ZM88 247V246H87ZM198 247V248H199ZM210 247V246H209ZM208 247V248H209ZM213 247V246H212ZM93 248V247H92ZM196 248V247H195ZM91 249V248H90ZM197 249V248H196ZM84 250V249H83ZM200 250V249H199ZM198 249H197V251H199ZM212 250V249H211ZM89 251V250H88ZM197 251H196V254L198 255V253H197ZM201 251V250H200ZM209 251V250H208ZM219 250H217V252H218ZM93 252H95V251H93ZM211 252V251H210ZM83 252H81V251H79V252H77V260H78V263H80V264H83V260H82V258H80L81 256H83L84 254H82ZM200 254H201V252H199ZM215 253V252H214ZM96 254V253H95ZM209 255H210V253H208ZM213 254V253H212ZM89 254H87V256H88ZM91 255V254H90ZM89 255V256H90ZM92 255H93V253H92ZM202 256L204 255H206V258L208 257L207 256V254L205 253H203V254H201ZM217 255V254H216ZM202 256H200L201 257V260L203 259L202 258ZM203 256V257H204ZM218 256V255H217ZM185 257H186V254H185ZM210 257H214V255H210ZM219 257V256H218ZM197 258H199V255H198V257ZM205 259V258H204ZM208 259V258H207ZM206 259V260H207ZM211 259V258H210ZM198 261H201V260H199V259H197ZM212 260V259H211ZM196 262V260H195V262L193 261V263L192 264H219L218 262L217 263H215V261L213 262V261H211V262H206L205 260H202V262ZM182 262H184V264H189V261L187 260V259H185V258H183V261ZM188 262V263H187ZM222 262V261H221ZM225 264H230V263H225Z\"/></svg>", "mask_w": 264, "mask_h": 264}]
</instances>
